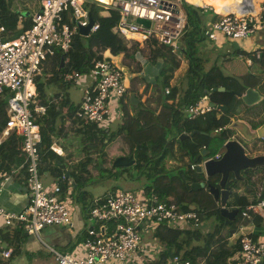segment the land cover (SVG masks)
Segmentation results:
<instances>
[{"label": "trees", "instance_id": "obj_1", "mask_svg": "<svg viewBox=\"0 0 264 264\" xmlns=\"http://www.w3.org/2000/svg\"><path fill=\"white\" fill-rule=\"evenodd\" d=\"M188 1L191 2V0ZM219 1L222 3V0ZM86 6L96 24V29L87 36H82V39L81 35L75 33L65 53L55 51L52 56L45 59L41 65V73L46 72L45 69H47L49 74L60 78L63 72L73 69L85 72L90 69L94 60L102 59V54L105 51L111 55L122 54L129 57L130 54L127 53V49L130 46L113 30L118 18L117 12L110 9L103 12L102 8L93 3L86 4ZM181 6L185 19L182 34L177 42L176 53H172L165 46L156 44L153 40L146 43L147 54L145 58L149 62L158 61L160 63L158 74L154 78V80L159 81V85L155 83L151 87L154 93L151 97L152 102L157 108H160L159 112L153 114L150 108L142 107V104L139 103L132 107L133 114L122 112V118L114 130H110L109 127L99 128L95 125H88L75 129L77 132L74 135L71 133L72 131L62 129L64 125H67L69 116L74 111V105L69 101L51 96L44 102L46 105L45 112L35 119L41 136L38 145L39 163L37 169L39 174L47 172L54 177L61 178L66 185L71 186L72 190L80 189L85 184L105 179L110 175L119 176L126 172V174L131 173L137 177L142 176L141 179L144 177L145 179L151 178L149 183L142 187L144 192L156 193L159 198L173 202L181 211L188 210V207L193 205V210L200 216V219L213 215L219 224L202 245H195L186 249L183 246H188L191 240L201 238L199 231L185 228L174 229L159 224L153 234L158 240L165 242V246L149 264H168L170 262L167 255L168 248L171 258L176 259L178 264H184V262L198 264L200 261L201 264H229L226 259L234 254L238 243L236 239H231V243L228 242V231L236 228L238 220H242L243 224L251 221L255 226H260L261 220L254 214L249 219H241L238 212L228 228L229 230L223 232L224 219L219 214L212 196L205 188L191 190L185 185L201 182L213 184L217 180V175L205 179L202 172L196 171L195 166L201 158L198 157L194 162L193 158L198 156L202 148L208 156L216 153L217 149L210 147L212 136L218 133V143L222 146L223 142L231 138L233 134H231V130L226 129L227 124L234 119L245 120L233 113L235 112V107L231 108L233 101H236L238 106H244V104L231 91L241 94L246 88H251L264 94V80L262 76L256 73V70L264 72V48L259 50L260 55L257 59L251 55V52L244 51L246 55L251 56H247L250 58L251 64H256L253 72L249 71L235 77L223 74L217 66H211L203 71L201 61L195 55L194 41L201 37V29L205 25L203 18L207 14H211L213 17L211 21H213L217 16L212 14L211 7L204 9L186 2H182ZM221 12H227L224 6ZM0 17L5 27L3 36L6 39L3 37L4 40L17 37L30 25V19L28 21L21 19L20 28H16V17L7 8L6 0H0ZM70 19V11L66 9L61 13L59 24H70ZM248 24L252 25V22H248ZM132 44L134 45H132L133 48L136 47L135 43L132 42ZM241 53L242 50L240 51L237 47L236 54ZM179 55L187 61L186 69L182 75L181 84L183 85L181 87L170 84L173 71L179 66ZM61 59L62 66L60 67ZM130 69L135 72L134 68ZM140 78L145 83L144 88H148V80L143 76ZM218 87H223L224 91H211L212 88ZM164 88H168L167 93H164ZM126 91L133 93L130 88H127ZM202 93H207L209 103L214 104V106H225L226 111L213 108L203 115L187 119L183 111L184 106L195 101ZM120 103L123 111V108L128 106L127 95H124ZM4 105V101L0 98V131L6 121ZM245 108L246 111H249L247 107ZM253 114L258 117L260 115L257 112ZM262 122L264 121L258 120L256 124H264ZM248 124L251 126L250 123ZM192 131L195 132L190 137L179 139L180 134L188 135ZM118 134L124 138L127 154L132 155L134 172H129V167L118 170L112 167L105 168L102 166L101 168L99 162H94L92 153L99 154L105 145V139L110 141ZM51 142L59 145L63 151V156L56 155L48 148ZM260 151L264 153V144ZM77 157L79 159H76ZM70 158L75 159V161ZM166 158L175 161L178 165L169 169L165 168L164 160ZM22 160L20 137L11 135L5 138L0 143V173L8 172L10 167H15ZM89 164L97 168L100 175L95 178L92 177L87 169ZM171 170L175 172L169 175L167 172ZM252 170L242 171L243 174L241 173V175H245L243 182L235 180L230 182L231 193L226 201V207L240 210L256 200L250 194V187L247 186L249 185L247 184L248 177ZM259 171L263 170L260 169ZM65 173L67 176L64 175ZM131 174L128 175L132 177ZM58 186L64 189L59 183ZM241 187L243 188L242 192L239 191ZM262 196H264V189L260 193V197ZM181 235L184 236L182 240L180 239ZM252 236L255 237V235ZM212 246L213 248L205 254L204 252L208 247Z\"/></svg>", "mask_w": 264, "mask_h": 264}, {"label": "built area", "instance_id": "obj_2", "mask_svg": "<svg viewBox=\"0 0 264 264\" xmlns=\"http://www.w3.org/2000/svg\"><path fill=\"white\" fill-rule=\"evenodd\" d=\"M39 8L30 17V25L17 37L4 40L5 27L0 17V98L4 101L5 124L0 131L4 139L16 135L20 137V150L23 160L6 173H0V194L10 191V184L22 174V194L26 198L21 209L13 211L0 204V223L10 226L17 222L26 234L38 237V232L47 225H69L71 208L59 201L55 193L59 192L58 184L52 186L51 193L44 191L38 172L41 136L35 119L46 110V105L37 100L34 79L41 73V65L55 51L65 53L71 43L77 25L86 26L88 19L87 2H93L104 12L114 10L118 14L113 30L125 41L146 46L153 40L175 53L178 40L183 31L185 15L180 8L188 0H38ZM202 8L211 7L217 18L210 21L204 35L207 39L217 41V33L222 37L237 41L253 34L258 16L250 13L217 12L213 6L205 4ZM68 9L73 23L59 24L61 13ZM20 17V16H19ZM148 22L145 26L135 19ZM21 19V17H20ZM70 19V22H71ZM248 22H252L249 25ZM96 29L93 23L90 32ZM237 43V42H236ZM251 55L257 59L259 49H252ZM247 65L250 58H245ZM121 68V67H120ZM115 62L102 57L94 60L90 67L92 85H85L74 111L70 114L68 124L81 127L95 125L99 128L108 126V118L121 117V99L126 93L124 74ZM81 77L78 70L65 71L60 75L64 83H76ZM168 88H164V93ZM119 103V106L117 105ZM207 93H202L195 101L184 106L187 119L213 109L209 105ZM105 121V122H104ZM104 122V123H103ZM220 130V129H219ZM3 139V140H4ZM1 140L0 143L3 141ZM56 155L62 150L54 142L48 147ZM203 150V148L201 149ZM221 152L206 155L205 159H216ZM193 167V165H191ZM260 170L261 168H257ZM253 169L248 181L256 190L255 201L244 206L238 212L241 219H249L264 208V196L260 197L263 188L264 171ZM263 170V169H261ZM87 218L101 225V230L88 229L86 237L80 242L81 256L60 252L42 242L46 250L54 256L56 264H105L107 262H127L137 248L140 230L145 222H157L166 227L196 229L200 216L193 210L181 211L156 193L130 189L114 188L100 199L92 202ZM110 225V227H109ZM246 225L237 227V249L232 257V264L264 263V243L252 238ZM105 228V229H103ZM107 228V229H106ZM2 257H8L9 251H0ZM172 264H178L172 259ZM184 264H187L184 262Z\"/></svg>", "mask_w": 264, "mask_h": 264}, {"label": "rangeland", "instance_id": "obj_3", "mask_svg": "<svg viewBox=\"0 0 264 264\" xmlns=\"http://www.w3.org/2000/svg\"><path fill=\"white\" fill-rule=\"evenodd\" d=\"M15 1V0H13ZM17 3L19 5L22 4L23 0H16ZM93 2H87V4H90ZM264 3V1H263ZM95 6V3H93ZM99 7V6H98ZM180 8L183 10L182 6H180ZM10 10H14L15 9V5L14 3L11 4V8H9ZM261 15L263 16H259L257 17L258 21H264L262 19H264V10L261 11ZM209 19V17H204L203 18V23L205 22V24L207 23V20ZM207 29V24L204 25L201 29V37L198 38V40L194 41V48H195V55L196 57L199 59V61H201V67L202 70L205 71L207 70L209 67L211 66H217L223 74L225 75H231V76H239L242 73H246V72H253V69L255 67L256 64L254 65H247L245 62V58L251 57L249 54H245L244 51L246 52H251L250 50V44L254 43L255 41H257V37L258 42L260 43H264V30L263 31H259L256 34H251L249 35L247 38L245 39H238L237 45L239 50H242V53L237 55L236 54V49H233L232 46V41L230 39L224 38L221 36L220 33H217V41H212L209 40L205 37V33L204 31ZM203 34V35H202ZM4 37V36H3ZM81 39L83 38L82 36H80ZM5 38V37H4ZM6 39V38H5ZM89 39H91V37L89 36ZM128 46H130L127 49V53L128 54H132L131 59L128 57H125L122 55L121 60L114 58V60L116 62H118L120 65H126V66H120L118 64H116L122 71V73L124 74V77H126V79L128 80V89L130 88V90L133 91V94L139 98V102L137 104H142V107L145 108H150L153 111V114H157L160 110V108H157L155 106V104L152 102V95L154 94L151 87L149 88H144V81L143 79H141L140 77L143 75V77L147 80H153L154 78L149 76L152 75L151 73H155L156 72V64L158 62H149L147 58L144 59L145 55L147 54V45H143L141 46L142 48H139V50H136V48L132 47V42L127 41ZM134 43V42H133ZM134 46V45H133ZM256 47H261V45H256ZM262 47L264 48V45H262ZM263 48H257V49H263ZM176 53V51H175ZM179 66L176 70L173 71V77L170 81V84H175L178 87H181L183 84H181L182 82V75L186 69L187 66V61L186 59L179 55ZM136 60V62H135ZM138 61V62H137ZM141 64V67L139 66ZM130 64L131 68H134L135 72H132L130 69V71L128 70L129 67L128 65ZM46 72L41 73L39 76L35 77L34 79V85L35 88L37 90V93H43L46 97H49V94L52 92L54 93H59V91L63 90L61 89V85L62 84H67L69 87H66L65 90L68 92V96L71 99V101L75 102L81 94V87L78 84L75 83H63L61 81L60 78H58L57 76L51 75L49 74L50 72L45 69ZM88 71V70H87ZM158 71V69H157ZM131 72L133 73V75L131 76ZM262 71L260 70H256V73L259 74V76H261L262 74H260ZM86 73V72H85ZM84 73V74H85ZM129 76V77H128ZM131 76V77H130ZM153 76V75H152ZM133 77V78H132ZM46 78H49L48 80ZM55 80L57 83H51V84H47V81H52ZM264 80V79H263ZM158 84L159 85V81L154 80V84ZM65 86V85H62ZM128 93H130L129 91H126L125 95H127ZM261 93V91H260ZM42 97L39 96L37 97V100L42 101L41 100ZM79 101V100H78ZM136 104V105H137ZM237 102L233 101V103L231 104V108L233 109L235 107V113L236 116L244 118L248 123L251 124V126L254 128L256 127L258 124L257 121L258 120H263L264 121V94L261 93V98L254 104L249 105V106H245L248 108L249 111H246V108L244 106H238L236 105ZM75 105V104H74ZM117 105L119 106V103H117ZM127 108L132 109V106H130L128 104ZM122 112V109H121ZM259 113V117L253 113ZM122 118V115L120 118L115 119V118H108L106 121L107 125L109 127L110 130H114L115 126L120 122ZM105 122V121H104ZM103 122V123H104ZM264 123V122H262ZM77 127L79 126H75L73 124H67L64 125V127H62V129L65 131L70 130L72 131L71 133H73L75 135V132H77L75 129H77ZM233 133V134H232ZM231 138H235L236 135L235 133L231 130ZM218 133H215L214 136H212L211 141H210V147H212L213 149H217L218 152L222 151V147L221 145L218 143ZM241 144L243 145L244 149L247 152H250L252 150L254 151H258L259 149H261L263 147L264 141L262 139L259 138H255L253 140L250 141H245V140H241L240 139ZM104 146L102 148V150L100 151L99 154H95L92 153L93 158H94V162H99V165L105 168H109L111 167V161L114 159V157L118 156V155H128L127 154V149L125 146V141L124 138L122 137L121 134H118L114 137V139L107 141L105 139L104 141ZM63 152V151H62ZM73 161H75V159L70 158ZM76 159H79V157H77ZM203 160V157L201 158V160L199 161V163H201V161ZM198 163V164H199ZM178 165V163L176 164L175 161L171 160V159H165L164 160V167L169 169L172 168L174 166ZM133 166L134 165H130L129 166V172H134L133 170ZM88 172L92 177H96L99 174V171L97 168L93 167L92 164H89L87 166ZM118 170L119 168H113ZM258 170V169H257ZM175 171L171 170L168 171L167 173L173 174ZM127 173V172H126ZM131 174V173H128ZM127 174V175H128ZM243 174V173H242ZM48 176H44L42 174H39V179L41 182V185L44 189V191L51 193L52 191V186L56 185V184H61L63 186V190L64 191H60L55 193V196L57 197V199L59 201H62L63 203H65L67 206H70V208L72 209V205L74 204V200H78V201H82L83 204H88L90 203L89 201V195L90 193H85V194H81V196L75 197V193L76 192H80V189H76V190H72L71 186L69 189H71L72 192H69L67 190V185L66 183L63 182V180L59 177H54L51 174H47ZM132 175V174H131ZM112 175L108 176L105 179L99 180V181H108L110 180V177ZM118 176V175H117ZM124 176V173L121 175H119V177ZM129 176V175H128ZM127 177V176H126ZM142 176L137 177L132 175V177L129 176V178H131L130 180H133L134 182L137 181V188H134L132 191L135 193L137 190H140V188H142L144 185H147L149 183V180L151 178H147L145 179V177L143 179H141ZM243 177L245 178V175H243ZM128 177L126 178L127 180L129 179ZM112 179V178H111ZM95 182V181H94ZM111 182V180H110ZM93 182H91L90 184H92ZM117 183V182H116ZM140 185H139V184ZM112 185H114L112 182L110 183ZM248 184L249 181H248ZM139 185V187H138ZM74 188V187H73ZM114 188H119L118 186H114L111 187V190ZM110 191V190H109ZM255 197V196H254ZM22 201H24L22 199ZM201 227H200V233L204 234V231H210L212 232L215 227L219 224V221L216 220L214 218L213 215H210L209 217H201ZM251 222V221H249ZM88 224H93L96 226L95 221L94 220H88L87 222ZM239 224H243L242 220H238V224L236 226V228L233 230V236L237 235V227ZM158 223L157 222H150L147 224L146 229L149 232H152L158 227ZM231 225V224H230ZM230 225H223L224 226V231L229 230L228 228L230 227ZM173 228V227H171ZM151 234V233H149ZM201 234V235H202ZM228 234V233H227ZM146 235L143 234L142 230H140V241L139 244L137 246V248L135 249L134 253L132 254L130 259H127V262H125V264H149L151 263V260H154V258H156L158 256V252L164 248L165 246V242H159L157 238H155V236H151V237H145ZM180 239H184V236L181 235ZM161 249H160V247ZM108 263H118L121 264V262H107L105 264ZM124 264V263H122Z\"/></svg>", "mask_w": 264, "mask_h": 264}, {"label": "crops", "instance_id": "obj_4", "mask_svg": "<svg viewBox=\"0 0 264 264\" xmlns=\"http://www.w3.org/2000/svg\"><path fill=\"white\" fill-rule=\"evenodd\" d=\"M6 3H7L8 9L11 8V4L14 3V5H15L14 10H12V9L11 10L9 9V10L13 14V16L16 17L15 26L17 29L20 28L21 19H27V21H28V19H30V17L32 16V14L35 11H37L39 8L38 0H23L21 5H19L16 0L15 1L6 0ZM191 5L198 6L201 8H202V6H207L205 4L198 5L195 3H192ZM19 16L21 17V19ZM205 17H209V19L207 20V23H206L208 26L209 22L211 21V19L213 17L211 16V14H207ZM262 20H264V19H262ZM256 26L257 27L254 31V34H256L259 31L264 30V21L257 22ZM258 39L259 38L257 37V41H255L253 44L251 43L249 45L250 50L257 49V48H263L262 45H264V43L258 42ZM256 45H261V47H256ZM135 48H136V50L140 51L139 48H142V47L139 45L138 47H135ZM102 55H103V57H105V58L115 62L116 64L120 65L118 62H116L114 60V58L121 60L122 54L111 55L109 52L105 51ZM131 56L132 55H129L128 58L131 59ZM144 59H145V57H144ZM135 62H136V60H135ZM156 62H158V61H155V63ZM159 65H160V63L158 62L156 64V72L151 73L153 76L152 75H149V76L155 78V76L158 74L157 69L159 68ZM120 66H122V65H120ZM123 66H126V65H123ZM139 66L141 67V64ZM128 67H129L128 70L130 71V68H131L130 64L128 65ZM85 72H81V77H80L79 81L75 83V84H78L81 87V89H83V87L85 85H92V82H93V78L90 74V70L85 71ZM260 74H262L261 75L262 79H264V72H261ZM132 75H133V73H131V76ZM46 79L48 80L49 78H46ZM148 82H149L148 88L152 87L154 84V79L152 81L148 80ZM51 83H57V82L55 80L47 81V84H51ZM124 84H125V87L127 89L129 83H128V80L126 79V77L124 79ZM62 85H65V86H62ZM62 85H61V89H63V90L59 91V93H54V94L51 92L49 94V97H46L43 93H39V94L37 93L38 97L39 96L42 97V99H41L42 101H40V100L39 101L44 103L48 100V98L53 96L55 98H61L63 100L69 101L73 105L74 104L77 105L80 97L75 102L71 101V99L68 96V92L65 90V88L69 87V86L67 84H62ZM36 92H37V90H36ZM128 96H129V93L127 94V97ZM122 112L125 114H133L134 113L133 110H131L127 107H124ZM67 124H68V121H67ZM57 146H59V145H57ZM245 153L249 156H252L255 154H260L261 151H260V149L258 151L252 150L250 152H247L245 150ZM61 156H63V152H62ZM202 157H204V156H200V158H202ZM11 168H13V167H10L9 169H11ZM254 169H256L255 171H259V170H257V168H254ZM47 174H48L47 172L42 173V175H44V176H48ZM17 176H18V179L15 182L13 181L12 184H10V191L9 192L3 191L0 194V204L2 206H4L5 208H7L9 210H13V211L21 209V207L26 202V198L22 194V191H24L22 174L18 173ZM126 176H127L126 173H124V176H122V177H119L117 175H112L110 177V180L114 185L110 184L111 183L110 180H109V182L103 180V182L102 181H95L92 184L89 183V184L83 185L80 188V192L79 193L77 192L75 194V197H77V195L81 196L82 193L83 194L90 193V195L88 197L89 201H90L89 205L83 204L82 201L74 200V204L72 205V209H71V213H70V219H71L70 224L69 225H47V226H43L40 229V231L38 232V237H36L34 235L26 234L24 231H22L21 225L17 222L12 223L8 227L3 226L0 223V251H9L10 252V255L8 257H2L0 255V264H56L54 256L46 250V248L43 246L42 242L49 245V246L54 247L55 249L59 250L60 252H66V253L74 255V256H81L82 250L80 248V242L82 241L83 238L86 237V231L88 229H93L94 231H96V230L100 231L102 228L101 225L96 223V222H95L96 226L93 224L87 223L89 220L87 218V213H88L89 207L91 206V204L94 200L103 198L107 194V192L109 190H111V187L118 186L119 188L130 189V190L137 188V181L134 182L133 181L134 179L130 180V178L127 180ZM241 176L243 177V175H241ZM247 184H248V181H247ZM139 185H138V187H139ZM247 186L250 187V190H251L250 194L255 196L256 190L252 186V184H249ZM69 188H70V186L67 185V190L69 192H72L71 189H69ZM140 189L142 190V188H140ZM60 191H64V190L62 188H59V192ZM239 191L242 192L243 188L241 187L239 189ZM22 199L24 201H22ZM227 200H228V198H227ZM255 216H257L261 220L260 226H257V225L255 226L253 223L248 222L246 225L247 226L246 229H247V231L251 232V235H255L254 239H257V240L264 243V208L259 210V213L255 214ZM148 223H150V222H145V224L143 226L142 232H143V234L146 235L145 237L154 236V234L152 232H149L146 229V226ZM200 225H201V222H200L199 226L194 230H197V231L200 230V227L202 226V225L201 226ZM103 229H105V228H103ZM204 232H205L204 234L201 233L202 235H201L200 239L191 240V242L189 243L188 246L185 245L183 247L186 249V248H191L192 246H195V245H202L208 239V235L211 233L210 231H207V232L204 231ZM149 233H151V234H149ZM23 234H25V235H23ZM235 237L236 236L235 235L233 236V233L231 236L229 235L228 239H227L228 242L231 243L232 242L231 239H235ZM158 241L161 242L160 240H158ZM211 248H213V246L208 247V249L204 253L207 254L209 252V250H211ZM160 249H161V247H160ZM232 257H233V255L230 258L226 259L227 262L229 261V264L230 263L232 264ZM151 262H153V260H151ZM108 264H114V263H108ZM116 264H118V263H116ZM168 264H172V263L169 262ZM198 264H201V261Z\"/></svg>", "mask_w": 264, "mask_h": 264}, {"label": "water", "instance_id": "obj_5", "mask_svg": "<svg viewBox=\"0 0 264 264\" xmlns=\"http://www.w3.org/2000/svg\"><path fill=\"white\" fill-rule=\"evenodd\" d=\"M88 22L86 26L80 27L77 25V33L81 36H87L90 32L91 26L93 25V19L88 12L87 16ZM137 23H142L143 25L147 26L148 22L143 19H135ZM71 23L73 20L71 19ZM232 46L237 48L238 45L235 41H232ZM138 47V45H136ZM132 57V56H131ZM60 67L62 66V59L60 60ZM206 91V90H204ZM211 91H224L223 87L212 88ZM235 94L241 102L245 106L252 105L256 103L260 98L261 95L258 91L246 88L243 93H237L235 91H231ZM139 102L138 98L134 96L133 93H130L128 96V104L132 107H135L136 104ZM211 107L221 110L223 112L226 111L225 106L215 105L210 103ZM226 129L232 130L236 137L229 138L225 140L222 144V151L220 156L216 159L208 158L205 159L201 165L196 164L195 170L202 172L204 178H210L213 175H217V180L213 183H192L190 185H185L186 188L191 190H197L199 188H205L207 192L212 196L213 201L216 203L218 207L219 214L223 217V225H230L234 220L235 215L238 213V208H228L225 206L226 200L231 193L229 189V184L231 181H239L243 182L244 179L241 176V172L246 169H254V168H261L264 170V153L255 154L249 156L245 153V149L240 142L241 140L250 141L255 138L262 139L264 141V124H259L258 126L252 128L245 120L242 119H234L231 120ZM195 131L190 132V134H180L178 137L179 139H184L190 137ZM200 156H206L205 150H201L198 156L193 158V162ZM130 165H133V158L132 155H118L114 157L111 161L110 166L112 168H127ZM67 176V174H64ZM231 177L229 178V176ZM263 188H264V180H263ZM194 206L190 205L188 209H193ZM233 230H229L228 234L231 236ZM25 235V234H23ZM167 255L169 260H171L170 249H167Z\"/></svg>", "mask_w": 264, "mask_h": 264}, {"label": "bare ground", "instance_id": "obj_6", "mask_svg": "<svg viewBox=\"0 0 264 264\" xmlns=\"http://www.w3.org/2000/svg\"><path fill=\"white\" fill-rule=\"evenodd\" d=\"M264 0H191V2L203 5L209 4L213 6L214 10L221 12L223 6L226 8L227 12H234L238 15L243 13H250L253 16H263L261 11L264 10ZM3 135L0 134V141L3 140Z\"/></svg>", "mask_w": 264, "mask_h": 264}, {"label": "clouds", "instance_id": "obj_7", "mask_svg": "<svg viewBox=\"0 0 264 264\" xmlns=\"http://www.w3.org/2000/svg\"><path fill=\"white\" fill-rule=\"evenodd\" d=\"M90 33V32H89ZM243 225H247V223L246 224H243ZM252 236V235H251ZM252 238H253V236H252ZM235 239H236V237H235ZM237 240V239H236ZM170 262L172 261V258H171V260H169Z\"/></svg>", "mask_w": 264, "mask_h": 264}, {"label": "flooded vegetation", "instance_id": "obj_8", "mask_svg": "<svg viewBox=\"0 0 264 264\" xmlns=\"http://www.w3.org/2000/svg\"><path fill=\"white\" fill-rule=\"evenodd\" d=\"M229 178H230V176H229Z\"/></svg>", "mask_w": 264, "mask_h": 264}]
</instances>
